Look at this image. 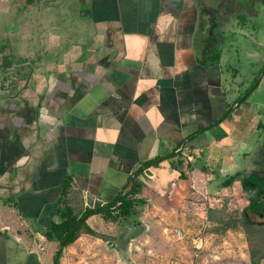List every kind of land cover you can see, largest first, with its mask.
Returning a JSON list of instances; mask_svg holds the SVG:
<instances>
[{"label":"crops","instance_id":"1","mask_svg":"<svg viewBox=\"0 0 264 264\" xmlns=\"http://www.w3.org/2000/svg\"><path fill=\"white\" fill-rule=\"evenodd\" d=\"M63 1L23 7L61 8L63 30L49 14L39 46L35 30L0 33L9 43L0 53V264H53L58 243L45 234L62 219L63 196L80 212L136 185L141 202L134 222L89 217L109 239L82 233L60 264L119 250L135 222L184 237L211 225L209 207L230 200L232 209L229 196L246 206L241 180L225 181L251 168L264 119L249 100L263 79L246 91L244 72L252 83L258 74L243 66L238 45L230 48L225 32L213 36L190 0H78L84 27L71 37L75 7Z\"/></svg>","mask_w":264,"mask_h":264},{"label":"rangeland","instance_id":"2","mask_svg":"<svg viewBox=\"0 0 264 264\" xmlns=\"http://www.w3.org/2000/svg\"><path fill=\"white\" fill-rule=\"evenodd\" d=\"M27 1L28 0H0V33L2 35L7 30L5 29L6 27H10L12 32L15 33L17 32L15 29L18 28H24L27 34L31 33V30H35L33 32L36 35L35 42L36 45L39 46L40 32H42V29L48 27L46 22L49 14L53 17L54 27L63 30V25L60 23V18H58L61 16V8L58 10H49L48 12L44 8L33 9L32 7L30 10L23 12V7H29L30 5ZM46 1L49 3L59 2V0ZM63 2H70L71 6L75 7L73 9H67L69 15L66 16V20H68L67 32L71 37L76 38V36H74L75 31L80 29V27H84V25L81 24L83 22L77 19V7H79V5L81 6V2L78 0H64ZM32 3L38 5L42 3V0H33ZM15 9L17 10L15 11ZM16 12L19 14L14 18L13 14ZM56 13H58L57 16H55ZM36 21H39V23H36ZM11 22L12 25H10ZM225 33L229 37L230 42H228V44L230 43L234 46L238 45L236 47H239V53L244 63L243 66H252L249 72L255 70L258 74L256 82L252 83V81L249 80L248 72H244V74H246L245 79L247 86L249 88L252 86L251 88H253L257 82L263 79L259 88L255 90L253 97L249 101H255L258 108L262 107V118L264 119V78H262L264 76V69L260 72L261 66L260 68L258 67V64L264 61V51H262L260 49L261 47H258L257 42H255L256 38H258L257 34L259 40L264 39V16L262 15L259 20L249 22L246 26L243 24L233 25L232 29L226 30ZM6 34H8L7 31ZM12 38L11 43H13L14 47V37ZM24 45H30V43H25ZM233 51L234 49H232V52ZM260 60L262 61L257 63V61ZM241 66L240 64V68ZM245 95L246 94H244L243 97ZM261 131V134H264V121ZM257 182H259V180H257ZM229 198H234V202L231 205L232 209H230L229 204L227 205L229 212L237 219H241L242 209L244 208L246 199L244 198L238 201L234 195L229 196ZM229 201L230 200H227V203H229ZM223 202L224 200L221 203ZM240 208L242 209L240 210ZM253 220L261 222L263 219L257 215ZM198 222L200 223L199 220ZM200 224L202 226L204 223ZM262 227H264V225ZM212 228V225H207L200 233L185 234L184 237L183 234L169 233V235H165L168 237L167 239L160 237L156 232L151 230L150 232H146L132 239L127 253H122L119 250L105 252V250L101 248L102 250L98 256L99 259H93L94 257L91 256L88 259L91 261L89 264H252L251 247L257 241V236L255 234H252L253 237L251 236V238H249L245 228L240 227L238 230H228L224 234L215 233L217 235H211V233H214L211 232ZM194 239H198L199 242L195 243ZM251 241H253V243ZM87 255L91 254L88 253ZM109 259L111 260L110 262Z\"/></svg>","mask_w":264,"mask_h":264},{"label":"trees","instance_id":"3","mask_svg":"<svg viewBox=\"0 0 264 264\" xmlns=\"http://www.w3.org/2000/svg\"><path fill=\"white\" fill-rule=\"evenodd\" d=\"M33 0H28L27 3L31 4ZM8 44H0V53L5 51ZM10 55V54H9ZM6 64H9L13 60L10 56H4ZM248 88L246 91H249ZM242 98L240 96L237 101ZM229 112H226L216 123L220 122L227 116ZM206 128H201L194 134H191L188 139H191L196 134L204 131ZM185 140L182 141L184 143ZM181 143V144H182ZM176 153L171 152L160 156L156 159L146 161L141 170L150 167L160 161L167 159L168 157L174 156ZM140 170V171H141ZM235 180H241L243 189L248 196L250 201L247 209L253 214L259 215L264 214V177H259L255 174L243 175L242 172H236L230 175L225 185H231ZM259 180V182H257ZM70 185L66 184L64 192L67 194ZM138 192L136 185H132L131 189L117 196L114 200L105 204H96L94 207H87L85 210L76 212L75 209L68 203L65 196L61 198V216L62 219L59 223L54 225L52 229L46 232V236L49 240L56 241L58 243L57 248L53 254V264H60L61 257L64 250L69 245L73 244L82 233H88L104 240H108L106 234L97 232L90 227L87 220L94 214H101L106 221L114 222H134L132 218L136 211L137 205L141 202L135 195ZM227 200L224 201L220 207H209L208 209V221L212 225L211 232L224 234L228 230H238L240 227L245 228L249 238L252 234L257 236V241L251 247V263L252 264H264V227L256 226L247 217L242 214L241 219H237L231 212H229ZM140 222H135V224ZM253 237V236H252ZM253 243V241H251ZM111 243V242H110ZM111 245L114 246V243ZM215 264V263H207Z\"/></svg>","mask_w":264,"mask_h":264},{"label":"flooded vegetation","instance_id":"4","mask_svg":"<svg viewBox=\"0 0 264 264\" xmlns=\"http://www.w3.org/2000/svg\"><path fill=\"white\" fill-rule=\"evenodd\" d=\"M196 11H198V16L206 18L209 24L212 26V35L216 36L220 32H225L226 30H231L233 25L243 24L247 25L251 21L259 20L260 17L264 16V0H190ZM255 42H257L258 47L264 51V39L259 40L257 34ZM216 47V46H215ZM229 47H235L229 46ZM257 61V63L261 62ZM261 66V68H260ZM260 72L264 69V61L258 64ZM257 80V78H256ZM255 80V82H256ZM261 82V81H260ZM263 126L260 128L262 129ZM262 133V131H261ZM254 158L251 161V168L244 171L246 175L255 174L259 177H264V134L259 135V142L257 147L253 152ZM247 195V194H246ZM248 203L242 209V214L247 217L254 225L258 223H264V214H259L263 220L255 221L253 218L257 216L247 209L250 201L247 196ZM263 226V225H256Z\"/></svg>","mask_w":264,"mask_h":264},{"label":"water","instance_id":"5","mask_svg":"<svg viewBox=\"0 0 264 264\" xmlns=\"http://www.w3.org/2000/svg\"><path fill=\"white\" fill-rule=\"evenodd\" d=\"M256 225H264V223H258ZM151 230V225L149 223L140 222L133 225H128L125 232H121V237L118 240L119 250L122 253H127L129 249L130 241L138 236L149 232Z\"/></svg>","mask_w":264,"mask_h":264},{"label":"built area","instance_id":"6","mask_svg":"<svg viewBox=\"0 0 264 264\" xmlns=\"http://www.w3.org/2000/svg\"><path fill=\"white\" fill-rule=\"evenodd\" d=\"M187 158H188L189 160H191V159H192V156L189 155V156H187Z\"/></svg>","mask_w":264,"mask_h":264}]
</instances>
